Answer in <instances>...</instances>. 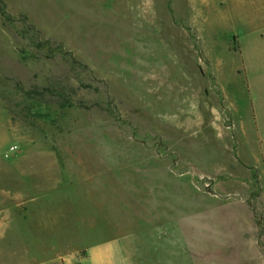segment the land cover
<instances>
[{"label": "rangeland", "instance_id": "rangeland-1", "mask_svg": "<svg viewBox=\"0 0 264 264\" xmlns=\"http://www.w3.org/2000/svg\"><path fill=\"white\" fill-rule=\"evenodd\" d=\"M34 182L52 254L264 264V0H0V199Z\"/></svg>", "mask_w": 264, "mask_h": 264}, {"label": "crops", "instance_id": "crops-1", "mask_svg": "<svg viewBox=\"0 0 264 264\" xmlns=\"http://www.w3.org/2000/svg\"><path fill=\"white\" fill-rule=\"evenodd\" d=\"M33 184L19 188V197L15 201L5 203L0 199V211L4 209L9 214L0 216V264H132L126 252L117 255L108 244L97 241L70 248L68 255L52 254L66 239L70 227L61 225L58 233L56 228H45L42 225L48 218L57 222L65 218L59 209H55V204H52L55 200L53 193L64 191L67 187L61 184ZM1 189L8 193L12 190L6 184ZM33 192L42 194L34 197L32 195L33 198L29 201L21 198V193ZM40 196L42 200L39 201ZM8 199L11 200L9 196ZM47 199L49 202H44ZM30 222L37 223L38 226L33 236L28 235L24 227ZM36 243L43 247L38 253L33 250ZM79 252L83 256L77 258Z\"/></svg>", "mask_w": 264, "mask_h": 264}, {"label": "built area", "instance_id": "built-area-1", "mask_svg": "<svg viewBox=\"0 0 264 264\" xmlns=\"http://www.w3.org/2000/svg\"><path fill=\"white\" fill-rule=\"evenodd\" d=\"M13 149H14V147H11V148H10V150H13Z\"/></svg>", "mask_w": 264, "mask_h": 264}]
</instances>
